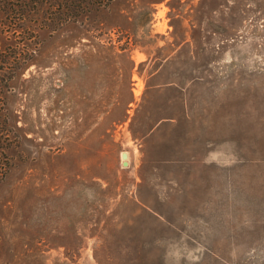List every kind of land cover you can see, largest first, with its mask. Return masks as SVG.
<instances>
[{
  "label": "rangeland",
  "instance_id": "374dc122",
  "mask_svg": "<svg viewBox=\"0 0 264 264\" xmlns=\"http://www.w3.org/2000/svg\"><path fill=\"white\" fill-rule=\"evenodd\" d=\"M96 2L0 15V264H264V0Z\"/></svg>",
  "mask_w": 264,
  "mask_h": 264
},
{
  "label": "trees",
  "instance_id": "16d2710c",
  "mask_svg": "<svg viewBox=\"0 0 264 264\" xmlns=\"http://www.w3.org/2000/svg\"><path fill=\"white\" fill-rule=\"evenodd\" d=\"M97 0H0V15L3 19L8 16L14 18V30H28L27 23H30L34 16L43 17L41 26L44 30L50 28L60 29V26L75 21L97 6ZM101 6L104 4L101 3ZM45 16V17H44ZM17 18V19H16ZM51 18V19H49ZM52 22V24H51ZM10 23V22H9ZM8 23V26H9ZM6 24H2L1 30H5ZM7 63L11 64L14 60L20 61V57L12 56Z\"/></svg>",
  "mask_w": 264,
  "mask_h": 264
},
{
  "label": "water",
  "instance_id": "95a60500",
  "mask_svg": "<svg viewBox=\"0 0 264 264\" xmlns=\"http://www.w3.org/2000/svg\"><path fill=\"white\" fill-rule=\"evenodd\" d=\"M121 158L122 159H125L126 158V154L125 153H122ZM124 164H125V162H124Z\"/></svg>",
  "mask_w": 264,
  "mask_h": 264
}]
</instances>
